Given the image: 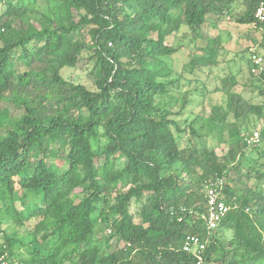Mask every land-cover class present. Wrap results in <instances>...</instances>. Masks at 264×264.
Wrapping results in <instances>:
<instances>
[{
  "label": "trees",
  "instance_id": "trees-1",
  "mask_svg": "<svg viewBox=\"0 0 264 264\" xmlns=\"http://www.w3.org/2000/svg\"><path fill=\"white\" fill-rule=\"evenodd\" d=\"M239 1L235 22L262 34L263 66L250 72L255 51L233 61L262 97L260 0H0V264H195L187 236L209 264H264V105L233 92L231 72L206 117H183L204 85L180 93L186 74L224 60L220 36L203 56L191 45L207 16L223 21ZM79 62L92 90L61 75ZM203 130L218 145L226 132L227 151L197 149ZM219 181L229 209L209 230L207 187ZM30 194L40 203L25 204ZM25 238L27 258L15 254Z\"/></svg>",
  "mask_w": 264,
  "mask_h": 264
},
{
  "label": "rangeland",
  "instance_id": "rangeland-1",
  "mask_svg": "<svg viewBox=\"0 0 264 264\" xmlns=\"http://www.w3.org/2000/svg\"><path fill=\"white\" fill-rule=\"evenodd\" d=\"M243 10L244 7L241 6V2L239 1L238 3L232 5L230 17L224 18L223 21H215L213 16H207L205 23L200 30V39L191 45L198 49L196 53L197 55L203 56L200 48L205 47L210 39L220 36L221 48L219 49L218 53L225 57L223 58V61L222 58H219V64L212 70V74L209 75L208 69L204 68L202 71L196 72L195 75H193L194 77L186 74L185 77L187 79H191V81L183 80L181 82L180 93L191 92L194 94V88L200 87L202 85H204L207 90V94L203 97L198 96V98L197 95L190 96L195 102H193L192 105L188 107V112L185 116H183L185 119H187V121L192 120L197 114L206 117L212 105H218L222 103L223 97L221 93L214 92L213 89L219 86V80L226 76L229 72L235 75V78L238 82L237 86L232 89L233 92L241 94L246 99L253 98L254 102L262 103L264 105V95L259 97L256 90L247 84V79L249 78L247 64L240 59L233 61V58L236 55H238V58L240 56L248 57L250 56L249 54L255 52L260 56L263 55V49L259 47V43L262 41V34L260 31H258L254 26L240 25L235 22V19L242 13ZM184 30V28H181L179 34ZM252 39L255 40L256 43H253ZM167 42L168 44L175 42L172 39V35L166 38V43ZM170 60H172L170 61L172 66L175 67L177 71H181L182 64L186 60V55L184 56L178 52L176 55L172 56ZM87 73L88 67L84 66L82 62H79L76 65L71 64L70 66H66L61 70V75L64 79L74 83L82 84L86 88L92 90V79L87 76ZM177 109L178 107L175 110ZM10 112L12 114H18L17 111L13 112L11 110ZM229 120L231 121L232 119L229 118ZM200 133V137L193 138V143L197 149L203 150L204 148L209 147L213 149L218 156L224 154L227 151L228 138L226 132L223 134V141L221 145H218L216 136L213 135V132L206 134V132L203 130L200 131ZM24 203L32 204L40 203V201L37 197L30 194ZM131 209L134 212L133 206H131ZM134 221L136 224H139L141 221V215H136ZM8 228L9 227L1 226L0 230H7ZM28 241L29 240L25 238L22 244H19L15 248V254L17 256H21L23 258L27 256V247H29ZM114 249L115 248L113 247L111 251Z\"/></svg>",
  "mask_w": 264,
  "mask_h": 264
},
{
  "label": "built area",
  "instance_id": "built-area-1",
  "mask_svg": "<svg viewBox=\"0 0 264 264\" xmlns=\"http://www.w3.org/2000/svg\"><path fill=\"white\" fill-rule=\"evenodd\" d=\"M255 20L258 23H264V0H260L255 14ZM252 67L250 68V72L252 74H256L261 71L263 66V59L257 55L252 54L249 57ZM258 138V133L254 132L249 138L248 143L255 141ZM222 182L219 181L214 184V187H207V215H206V222L207 228L214 229L220 222L221 218L224 217L226 212L228 211L229 207L225 206V204L218 200L220 196L219 188L221 187ZM183 251L190 252L195 256L196 262L195 264H209L204 261V259L200 256L201 252L204 249V245L200 243V240L195 236H187L184 240L182 245Z\"/></svg>",
  "mask_w": 264,
  "mask_h": 264
}]
</instances>
